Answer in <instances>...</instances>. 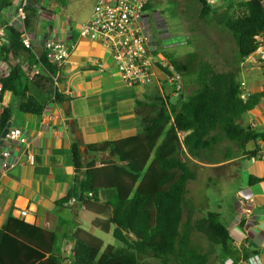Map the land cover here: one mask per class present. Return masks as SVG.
Masks as SVG:
<instances>
[{
	"label": "trees",
	"instance_id": "16d2710c",
	"mask_svg": "<svg viewBox=\"0 0 264 264\" xmlns=\"http://www.w3.org/2000/svg\"><path fill=\"white\" fill-rule=\"evenodd\" d=\"M184 1L180 11L179 1L171 0L188 22V44L197 50L170 62L191 92L174 104L160 96L136 101L141 131L135 137L87 145L84 154L78 144L71 147L76 176L62 204L74 197L76 218L111 234L118 245L105 246L102 239L77 228L71 236L73 255L63 261L55 233L11 218L0 229V264H239L257 254L245 246L237 248L220 213L194 205L188 194L204 165L241 157L227 164L237 167L257 157L259 141L264 144V126L257 129L243 121L264 93L243 100L239 79L241 63L264 40V0L228 3L220 9L206 0ZM12 2L0 0V12ZM36 3L31 0L26 8L28 33L37 18ZM8 32L10 40L0 48V59H23L29 68L36 64L17 27ZM36 52L45 73L29 80L17 62L0 78V100L11 93L21 113L39 116L47 101L61 104L67 97L52 85L55 66L47 51ZM11 117L9 107L0 109V140ZM249 144L255 146L252 151ZM262 181L250 177L249 185Z\"/></svg>",
	"mask_w": 264,
	"mask_h": 264
},
{
	"label": "crops",
	"instance_id": "0c3cea01",
	"mask_svg": "<svg viewBox=\"0 0 264 264\" xmlns=\"http://www.w3.org/2000/svg\"><path fill=\"white\" fill-rule=\"evenodd\" d=\"M17 1L13 0L11 7L0 12V25L11 21ZM36 1L37 18L29 33L35 51L43 49V44L49 39L60 41L67 47L72 43L76 45L63 65L58 86L67 97L66 101L58 104L49 100L43 113L34 116L21 113L19 102L11 93H4L0 100V109L9 107L12 110L11 130L21 131L16 141H5L0 145V164L3 160L1 152L6 149L10 153L6 160L16 164L4 173L0 171V229L12 218L55 233L58 237L56 247L65 261L73 255L71 236L74 231L77 228L85 230L84 227L89 226L80 222L65 203L62 204L76 176L71 154L73 143L78 144L84 154L87 145L135 137L141 131L135 112L136 101L160 96L168 97L171 103L174 96L161 69L155 73L154 81L149 85L126 86L109 50L95 41L79 38V30L89 18L96 0ZM206 1L220 9L228 3L248 0ZM150 5L153 6L152 0ZM155 17L152 10L149 14L148 8L145 31L161 55L165 57L172 48L188 44L189 32L185 28L180 38L171 36L163 33L161 26L164 23ZM6 36L9 41L8 30ZM20 61L22 67L28 65L23 59L11 62L0 59V77L8 75L11 67ZM239 79L248 96L264 93V40L262 46L241 63ZM190 90L184 82L182 94L186 96ZM180 97H176L175 102ZM243 121L245 125L257 129L264 126V98L260 99L253 111L244 115ZM258 145L257 157L242 160L237 167H230L231 184L236 186L231 191L227 208L219 209L218 213L236 247L245 246L250 251H256L254 255L264 262V181L249 185L250 177L264 178V144L259 141ZM254 148L253 144L248 145L249 150ZM28 154L31 160L27 159ZM86 158L90 156L85 154ZM96 166H100L99 160H96ZM240 200L252 202L253 210L249 216H242ZM21 210L27 211L25 217L19 215Z\"/></svg>",
	"mask_w": 264,
	"mask_h": 264
},
{
	"label": "built area",
	"instance_id": "2783aa9c",
	"mask_svg": "<svg viewBox=\"0 0 264 264\" xmlns=\"http://www.w3.org/2000/svg\"><path fill=\"white\" fill-rule=\"evenodd\" d=\"M31 0H18L13 7L12 19L0 25V48L8 44L7 30L10 27H17L20 32L21 43L25 49L34 53L37 63L30 68L23 65L26 76L29 80L45 73V69L39 62L37 52L34 50L32 38L26 30V8ZM150 0H96L91 14L87 21L79 30V38H87L106 47L119 73L122 82L128 87H140L151 84L154 81L155 73L162 70L165 80L172 87L174 97H180L183 89L182 76L174 69L171 62L156 53L157 48L153 44L151 37L145 31L144 21L147 18ZM75 43L67 47L60 41L46 40L43 49L47 51V57L55 66V74L51 76L54 88L59 86L61 71L68 56L75 48ZM166 73H165V71ZM7 76V75H6ZM5 77L1 76L0 78ZM3 86L0 82V93ZM240 97L246 100L248 95L241 83ZM21 135L19 129L8 132L4 142L12 143ZM10 156L9 150L1 152L2 162L0 171L4 173L13 168L15 162L7 161ZM31 160V155H27ZM77 200L71 197L65 205L74 212ZM242 216H249L252 213V202L240 200ZM21 217L27 215L26 210L19 212ZM225 264H233L227 260ZM239 264H264L258 255H251L247 259H241Z\"/></svg>",
	"mask_w": 264,
	"mask_h": 264
},
{
	"label": "rangeland",
	"instance_id": "374dc122",
	"mask_svg": "<svg viewBox=\"0 0 264 264\" xmlns=\"http://www.w3.org/2000/svg\"><path fill=\"white\" fill-rule=\"evenodd\" d=\"M177 1L180 3V6H178L180 10L182 5L185 4V1ZM152 2L153 6L150 5V7H148L149 14L152 10L154 14H156L155 18H159V21L164 23V26H161L162 31H164L163 33L180 38L183 28L188 32V22L178 14L177 4H173L171 0H152ZM187 36L188 34H186V37ZM196 50L193 43L189 42V44L178 45L172 48V51L166 52V55H164L171 61L179 56L185 58L186 55L193 51L196 52ZM159 52L160 51L157 49L156 53ZM168 53H171L172 56L168 55ZM175 101L176 97H171V103H175ZM229 169L227 164L204 165V167L198 170L196 181L192 182L189 186L190 192L188 198L192 200L194 205L197 204L211 211H218L219 209L225 210L231 200V191L234 190L236 186V184H231V170ZM206 198L208 199L207 203H205ZM84 229L89 232V234L102 239L105 246L110 244L118 245L111 234H104L90 226H85Z\"/></svg>",
	"mask_w": 264,
	"mask_h": 264
},
{
	"label": "water",
	"instance_id": "95a60500",
	"mask_svg": "<svg viewBox=\"0 0 264 264\" xmlns=\"http://www.w3.org/2000/svg\"><path fill=\"white\" fill-rule=\"evenodd\" d=\"M11 128H12V125H11V122H9L7 124V127L3 130L2 134H1L0 145H3L4 139H5L6 135L8 134V132L10 131Z\"/></svg>",
	"mask_w": 264,
	"mask_h": 264
}]
</instances>
